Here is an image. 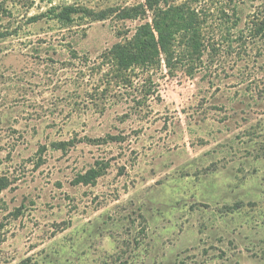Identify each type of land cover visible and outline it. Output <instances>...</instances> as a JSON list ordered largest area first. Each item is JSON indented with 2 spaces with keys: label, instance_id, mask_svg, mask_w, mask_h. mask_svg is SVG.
<instances>
[{
  "label": "rangeland",
  "instance_id": "rangeland-1",
  "mask_svg": "<svg viewBox=\"0 0 264 264\" xmlns=\"http://www.w3.org/2000/svg\"><path fill=\"white\" fill-rule=\"evenodd\" d=\"M147 1L0 0V264H264V0H160L201 57L120 73Z\"/></svg>",
  "mask_w": 264,
  "mask_h": 264
},
{
  "label": "trees",
  "instance_id": "trees-1",
  "mask_svg": "<svg viewBox=\"0 0 264 264\" xmlns=\"http://www.w3.org/2000/svg\"><path fill=\"white\" fill-rule=\"evenodd\" d=\"M67 10L64 16H69V12L79 13L76 9ZM148 12L153 13L152 23L143 24L130 40L116 44L111 50L112 60L120 73L133 69L149 71L162 63L173 69L178 64L186 66L187 62L192 61L193 55L201 57V22L195 10L185 5L165 3L163 6L160 0H148L146 4L122 11L121 18L137 19ZM93 15L103 20L108 13ZM101 176L102 173L93 168L80 176L78 182L88 185ZM6 187L5 179H0V193Z\"/></svg>",
  "mask_w": 264,
  "mask_h": 264
}]
</instances>
